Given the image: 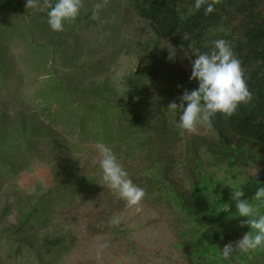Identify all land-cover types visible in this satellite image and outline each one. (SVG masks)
<instances>
[{
    "label": "trees",
    "instance_id": "16d2710c",
    "mask_svg": "<svg viewBox=\"0 0 264 264\" xmlns=\"http://www.w3.org/2000/svg\"><path fill=\"white\" fill-rule=\"evenodd\" d=\"M131 3L157 39L184 51L190 61L195 58L191 55L194 51L206 53L214 41H227L240 61L251 93V100L239 105L232 117L217 114L211 125H207L214 133V139L196 137L186 142L184 159L193 168H198L200 152L204 150L233 166L251 148L264 167V0H216L214 11L209 14L205 13V6L196 10L195 0H131ZM22 13L25 9L19 0H0V18ZM38 15L42 20L35 16L37 21L34 24L33 21L27 23L29 50L32 54L39 53L44 61L48 55H53L54 60L59 59L62 52L52 40L61 31L46 34L47 10L39 11ZM75 21L85 26L90 23L87 19L79 20V17ZM71 25L70 21L65 22L64 28ZM33 31L49 40V51L46 43H38L30 35ZM167 62L165 53L155 52L148 64L138 66L125 78L123 100L110 97L103 85H81L78 80L81 68L68 71V76L63 78L58 75V70L49 66L47 79L37 90L39 101L32 115L24 114L15 102V114L11 119L7 107L0 103V185L2 178L12 177L25 169L32 159L44 160L46 156L43 157L40 148H46L47 154L53 156L47 161L55 179L54 186L31 208L21 210L10 235H22L31 220H44L62 202L72 204L75 198L89 196L95 191L97 179L79 173L73 161L62 158L63 154L78 150L83 144L102 142L112 149L117 160L120 157L141 160L144 153L149 163L173 161L172 152L180 140V130L176 127L179 114L162 109L160 101L149 97L142 84L149 81L161 88L169 104H179L183 91L193 90L197 84L189 82V78L178 83L164 80L162 72ZM0 70L4 71L1 65ZM6 76L5 71L0 73L1 79ZM182 164L185 165V161ZM188 171L187 187L176 183L170 175L172 169L168 167L163 169L162 176L177 195L180 209L204 229L201 234L204 243L199 239L180 240L175 243L176 249L183 252L188 264H203L204 258L208 259L207 264H230L232 260L247 262L248 256L241 249H236L232 253L234 256L222 252L227 244L241 237L233 224L242 225L246 218L235 216L231 209L225 212L231 205L227 193L210 203L205 181L191 168ZM259 187H264V180L252 179L249 196L245 199L251 202V196L254 197ZM54 198L57 199L53 203ZM21 243L18 242L17 246L20 247ZM28 244V250L35 255L38 264H53L55 252L66 246L60 240L36 247L32 241ZM43 253L49 256L41 258Z\"/></svg>",
    "mask_w": 264,
    "mask_h": 264
},
{
    "label": "rangeland",
    "instance_id": "374dc122",
    "mask_svg": "<svg viewBox=\"0 0 264 264\" xmlns=\"http://www.w3.org/2000/svg\"><path fill=\"white\" fill-rule=\"evenodd\" d=\"M19 1L25 13L0 18V65L7 75L4 79L0 78V103L7 107L11 119L16 105L24 114H33L39 101L36 93L47 79L49 66L58 70V75L63 78L68 76V71L81 68L82 71H78L81 85H103L109 96L117 100L124 99L125 78L138 66L148 64L155 52L165 53L167 57L170 52L174 53L162 72L164 80L178 83L190 76L191 65L186 53L171 47L165 40L157 39L135 12L131 0H83L78 17L90 23L85 26L75 20L70 21L72 25L59 31L52 40L62 52L59 59L54 60L53 55H48L46 61L42 59V63L41 55L32 54L29 50L27 23L33 21L34 24L37 21L35 16L41 19L38 8L43 6V0H39L37 8L26 7L27 0ZM96 3L103 6L99 18L92 20L90 17ZM46 26V34H49L52 30ZM30 35L38 43H46V50L51 49L49 40L35 31ZM4 71L0 70V73ZM142 85L149 97L160 101L162 109L168 107V100L163 97L161 88L149 81ZM214 136L212 130L203 124L193 132H180V140L172 152L174 159L164 164L149 163L144 153L141 160L118 159L133 183L145 190L146 195L138 205L141 209L139 212L134 207H128L103 186L98 163L100 156L95 148L97 143L83 144L80 149L63 154L62 158L73 161L79 173L97 179L93 188L95 191L89 196L75 198L72 204L62 202L44 220H31L24 227L22 235H10L21 210L31 208L55 184L47 161L53 156L47 154L46 148H40L43 157L46 156L44 160L34 158L25 169L1 180L0 264H38L35 255L28 250V241H32L36 247L56 240L66 243V246L55 252L53 264H188L175 243L194 239L203 242L201 234L204 229L180 209L177 195L162 176L163 169H172L171 177L178 185L187 187L186 177L191 168L205 181L208 201L214 203L223 193H227L231 203L228 210L231 209L233 213L236 210L235 202L231 200L232 191L241 188L244 193L241 199L248 198L252 179L264 180V175L258 176L264 167L258 154L251 148L233 166L202 150L200 166L193 168L184 159V144L196 137L212 140ZM184 161L187 170L182 164ZM56 199H53V203ZM250 200L256 203L252 196ZM7 208L8 211L5 210ZM259 212L264 215V206H260ZM233 227L241 236L235 242L249 231L246 225L233 224ZM18 242H22L20 247L17 246ZM236 249L240 248L236 246L226 255H231ZM246 254L247 262L232 260L230 264H264V249ZM43 256L47 258L49 255L43 253L41 258ZM202 263L207 264L208 259L204 258Z\"/></svg>",
    "mask_w": 264,
    "mask_h": 264
},
{
    "label": "clouds",
    "instance_id": "9594fccd",
    "mask_svg": "<svg viewBox=\"0 0 264 264\" xmlns=\"http://www.w3.org/2000/svg\"><path fill=\"white\" fill-rule=\"evenodd\" d=\"M216 0H195L194 8L199 10L205 6V13L214 11ZM39 0H27L26 7L37 8ZM102 3H96L91 14L92 20L99 18ZM83 0H43V6L38 10H47V24L52 31H63L65 22L74 21L80 14ZM191 72L189 82L195 81L197 87L193 90L185 89L179 97V104L172 102L167 109L178 113L176 127L181 133L193 132L198 125H211L217 115L232 117L238 106L251 100L245 83L239 59L234 55L230 44L219 39L213 42L212 48L206 53L198 50L191 54ZM170 52L168 59H173ZM95 148L100 156L99 169L101 181L128 207H138L146 193L128 177L127 171L118 162L112 149L104 143H97ZM244 196L241 188L233 190L231 200L235 202V216L246 218L241 222L249 229L237 242L241 251H255L264 249V215L260 214V206H264V187L256 189L253 199L256 203L241 199ZM228 211V206L225 212ZM230 215H232L230 213ZM231 249V246H227Z\"/></svg>",
    "mask_w": 264,
    "mask_h": 264
},
{
    "label": "water",
    "instance_id": "95a60500",
    "mask_svg": "<svg viewBox=\"0 0 264 264\" xmlns=\"http://www.w3.org/2000/svg\"><path fill=\"white\" fill-rule=\"evenodd\" d=\"M262 175H264V170L261 171V172L258 174L259 177H261ZM259 181H260V180H259ZM227 246H231V249H227V248H226ZM236 246H237V242H235V241L230 242L229 244H227V245L223 248L222 252H223L224 254H228L229 252H231L232 250H234V248H235Z\"/></svg>",
    "mask_w": 264,
    "mask_h": 264
}]
</instances>
